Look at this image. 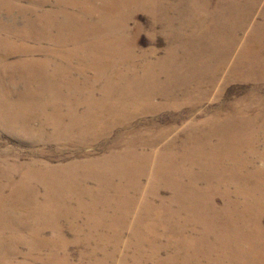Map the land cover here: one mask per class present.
Instances as JSON below:
<instances>
[{
	"label": "bare ground",
	"instance_id": "obj_1",
	"mask_svg": "<svg viewBox=\"0 0 264 264\" xmlns=\"http://www.w3.org/2000/svg\"><path fill=\"white\" fill-rule=\"evenodd\" d=\"M24 1L28 3L27 12L18 5L13 10L15 15H9L8 4L0 5V41H5L0 42V89L11 92L24 87L23 91L36 92L40 87H52L63 94L46 98L43 94L21 93L18 99L10 92L0 94V124L10 130L19 125L21 133L34 134L31 122L39 120V133L53 126L54 136L81 141L115 127L129 130L131 119L140 112L178 106L184 100H206L219 86L221 72L233 69L230 59L237 42L231 50L218 52L222 63L214 73L206 63H185L188 79H192L187 83L185 69L176 75L180 70L176 49L151 61L136 52L132 40L123 41L121 31L126 34L133 18L130 12L137 5L152 13L158 9L164 12L172 8L170 0H20ZM252 4L247 18L238 20V27L234 19L237 30L224 41H237L243 24L254 17L252 10L257 8L258 0ZM95 15L98 20L90 22L89 17ZM215 17L207 31L215 28ZM112 29L118 34L111 35L108 31ZM102 31L107 37L101 35ZM257 31L258 40L251 41L233 75L264 72V61L253 47L264 41V30ZM205 37L207 34L202 39ZM191 53L187 54L189 60L193 58ZM12 56L20 59L9 62ZM197 66L198 70L193 68ZM48 74L55 77L49 78ZM176 83L182 86L176 89ZM6 100H17L25 109L17 116L11 115ZM257 101L264 103V98ZM43 102L52 108L38 115L28 111ZM72 105L77 107L72 109ZM234 117L229 126L224 125ZM202 124L192 123L183 134H176V139L166 143L175 134L174 129L149 136L134 127L122 152L103 158L55 166L39 162L11 164L20 175H6L8 181L12 179L10 194L5 193L9 186L4 189L0 184V264H71L70 255L60 256L71 245L60 224L64 213L73 217L67 226L75 233L73 242L86 246L80 253L84 264H110L123 241L134 254L122 256L119 264H264V167L259 165L264 160V148L260 149L261 142L264 146V108L243 106L236 116H213ZM175 145L177 149L171 147ZM6 164L9 166L8 161ZM38 187L44 190V201L38 196ZM164 190L172 195L162 196ZM218 197L224 200L222 206L217 203ZM71 198L82 202L77 211L66 205ZM12 199L35 204L30 214L46 220L43 227L30 226L32 223L25 227L29 239L22 243L27 242L29 252L17 246L22 241L18 236L21 228H15L18 224L14 227L12 222L14 206H6ZM174 205L178 208L173 210ZM81 216L87 217L86 228L77 223ZM5 227L13 229L12 236L3 234ZM46 228L54 237L44 236ZM85 229L89 232L84 235ZM6 236L12 240L8 253L2 252ZM110 246L111 253L107 251ZM43 250L49 254L39 255Z\"/></svg>",
	"mask_w": 264,
	"mask_h": 264
},
{
	"label": "rangeland",
	"instance_id": "obj_2",
	"mask_svg": "<svg viewBox=\"0 0 264 264\" xmlns=\"http://www.w3.org/2000/svg\"><path fill=\"white\" fill-rule=\"evenodd\" d=\"M174 1L175 0H170L168 2L169 4H171L172 8L169 9L167 7L168 9H165L164 12L158 9L156 11L157 13L156 12L152 13V11H150L149 8H145L144 10L142 7L137 5V7H135V9L130 12V14L133 15L132 16L133 18L129 20L128 27L129 26L130 27L126 31V34L123 33V31H121V35H125L123 41L132 40L134 42L136 52L138 54H144L146 58L151 61H157L158 59H162L164 56H166L169 53L170 49L173 48L176 49L178 51L177 54L178 58L176 64L180 69L176 71V75L182 74L181 71L185 69L184 68L185 63L194 64L193 61H196L198 63L201 62L206 63L207 69H209L211 72L214 73V71L217 70L222 63V61H220L221 59L219 55L220 53L218 54V52L220 51L227 52L224 50H228L231 46H233L232 48H234L235 42H237L238 46L236 50L234 49L235 52L232 56V59H230L233 69L231 70V72L228 71L226 72L224 70L221 72L219 78V84H218L219 86L215 87L212 90L211 92L212 94L210 95V97L208 96L206 100H202L198 102L197 101L187 102L184 100L178 106L172 105L170 107H165L158 111L140 112L134 118L131 119L129 124L132 126V128L138 127V129H140L142 133L145 132V135L149 134V136L154 132L157 133V131H163V130L166 131V129L167 130L174 129L175 134L170 135V137H168L164 141L165 143L167 142V140L172 141L176 139L173 138V136H175L176 134H183L184 131L187 129V127L192 123H195L198 126H202L203 125L202 123H204L206 119H211L213 118V116H220L221 118H225V116L228 115L229 113L236 116L239 109H241V107L243 106L247 107L248 105H250L252 107L257 106L260 109L264 108V103H260L257 101V99H259L260 97L264 98V72L260 74L259 73L249 74L248 71L243 72L239 70L241 72H238L235 75L232 74L235 71L236 65L238 64L240 57L244 55V51L247 50L248 46H251V41H253L254 43L258 40L259 31L257 30L258 29L264 30V0H258V4L256 5L257 8L252 10V12H254V17L252 16V20L243 24V26L239 31L240 34L237 37V41H224V39L231 36L237 30V27L239 25L238 23L239 19L245 20L247 18L248 12L249 10H251V5H253L252 1L254 0H183V1L180 0L182 2L176 0L177 1L176 3ZM24 2L25 3H21L20 0H0V5L8 4L9 15L11 14L15 15L16 13L13 12V10L18 5L22 7L21 8L22 12H27L28 6L26 4L28 3H26V1ZM165 4L167 5V2H165ZM46 8H50V6H47ZM217 8H219L218 11ZM244 13L246 14L245 18H244ZM212 15H214V17L217 16L218 20L217 23L215 24V28L207 31V29L209 27H212L214 24L213 23L214 17ZM93 17L94 16L89 17L90 22H95L98 20V17L96 15L95 18ZM178 18L180 19L178 20ZM234 19L237 22V27L235 28L233 27ZM108 32H110L111 35L113 36H115V34L116 35L118 34V31H115V29H112ZM102 33H101L102 36L107 37L106 36L107 33L105 31H102ZM203 34H207V37H205L204 39H202ZM17 41H21V40H17ZM29 41L31 42L28 43L35 44V42H33L34 40H29ZM0 42L4 43L5 41H0ZM44 44L45 46L50 45L48 43H44ZM35 45H37V43ZM253 47L256 48V52H258L259 57L261 56V59L264 61V52L260 55L262 50L264 51V41H261L259 45L257 44L256 46ZM232 48H230V50ZM188 52H192L191 53L193 57L192 60H189L187 56ZM39 54L40 53H38V57H43L42 54L40 55ZM18 59H20L19 56H12V58L10 57L8 60L9 62H15V60ZM193 68L198 70V66ZM244 68L247 69L248 66L246 65ZM89 74H93V73L90 72ZM189 75H190L189 72L185 69L184 80L187 83H191L192 80V79H188ZM47 76L49 78L51 76H53L52 78L55 77L54 74H48ZM177 85L182 86V84L180 85L179 83H176L175 85L176 89L179 88V86L177 87ZM23 90L24 87H19L16 88V90H12L10 92L2 88L0 89V94L3 93L8 94L10 92L11 93L10 96L16 99H18V96L21 93H32V94L36 93L38 95L43 94V96H45L46 98L55 97L63 94V91L54 90L52 87H40L36 92H32V91L28 92L26 90L25 91ZM64 94L70 95L71 92H64ZM98 94L99 93L96 94L97 99H99L101 96L100 94L99 95ZM251 98L255 99L256 102L255 101L251 102ZM6 101L9 102L7 106L8 109L12 112L11 115L17 116V113L23 112V110L25 109V106L22 103H16L17 100L16 101L6 100ZM81 106H83L81 107V109L84 110L85 109L84 105ZM76 107L77 105H72V109ZM50 108L52 107L49 103L43 102L32 105L28 109V111L34 110L33 114L38 115L41 114V112H43L44 110ZM57 108H59V105L57 106ZM64 108L68 109V107H64ZM235 118L236 117L225 121L224 125L229 126V123ZM31 125L34 134L21 133V131L19 130L20 128L19 125L18 128H16V130H10L8 127H6V125L0 124V172H1L0 184L4 189H6V187L9 186L7 188L8 190H6L5 192L6 194H10L12 190L10 187L13 188L12 179H9L11 181H8L5 178L6 175H9V173L17 176L20 175L19 174L20 171L19 172L17 171L18 173H16L15 172L16 170L15 169L13 170L12 168L13 164L26 165L32 162H39L43 165L55 166V165H66L68 163H72L75 161L77 162L87 161L89 160V158L90 159L100 158V157L103 158L115 151L122 152L123 148H125L124 146L127 145L128 141L131 139L135 131V129L130 131L132 128L128 130V127L120 126V127H115L109 132L106 133L102 132L99 135H96L95 138H90L85 141H81L72 137L54 136V134H52L54 132L53 126H49L44 133L42 132L39 133V130L37 129L40 125L39 120L34 122L32 121ZM171 147L173 149H177V145ZM263 148H264L263 142H261V147H260L261 151H263ZM7 161L9 162V166L8 164H6ZM259 165L264 167V160L262 162H259ZM4 172H6L7 174ZM3 183L6 184V186ZM89 185L93 186V183H89ZM36 190L38 191L37 192L38 196L40 197V199H42L41 197L44 195V190L42 189V187H38L36 188ZM163 195L168 198L172 195V193L169 190H164L162 192V196ZM14 201H15L14 199L7 201L6 206H8V209L9 207L12 208L14 206L13 208L15 209V211L13 209L14 215L12 218V222L14 223L13 224L14 227L17 226L18 224V226L15 228L18 229L21 228L20 229L21 235L18 236H19V240L21 239L20 237H22V241L20 243H17V246L18 244H20V249L22 252H29L31 248L30 246H28L27 242L22 243L25 242L27 239H29V235H27L28 232L25 231V227L29 226L30 223H32L30 226L38 225V227L39 226L43 227L45 225L44 224L45 219H39L36 218V216L33 217L32 214H30L35 204L32 205L31 202H25L24 200L22 202L15 201L16 203ZM70 201L71 202L66 203V205L68 204L70 208H72L74 211H77L78 207H80L82 202L78 203V200L76 201L75 198H71ZM223 201H224L223 198L218 197L217 203L220 206L224 204ZM22 203H24L25 205H23ZM84 203L88 204V202H84ZM75 206L77 207L76 209ZM28 208L30 211L27 210ZM177 208H178L177 205L173 206V210ZM22 210L25 211V214L23 213ZM64 214L60 216L61 219L60 224L65 228V234L67 238L70 240L69 242L71 245L67 251L66 250L61 251L60 256L62 257L63 254H64L63 256H66L68 254L70 255L71 258L70 259L71 264H79V263L84 264L80 259V253L81 251L86 250V246L83 245V242L80 243L73 242L75 238V233L67 227L69 223L73 221L72 220L73 217L67 215L66 213ZM182 218L183 217H181V219ZM25 220L26 221L29 220V221L26 222ZM86 220L87 217L82 218L81 216L79 217V219H77L78 221L77 223L79 225H83V227L86 228L87 227ZM21 224L24 226V231H23V226ZM5 228H7L8 230L3 228L5 230L3 234L12 236L13 233L11 231L13 229L10 227H5ZM87 230L88 229H85L83 231L84 235L87 232H89ZM94 232L96 233V231ZM52 234L53 233L50 230V228H46L44 236L48 238H52L54 237L53 236L54 234L53 235ZM124 237L125 239H127L128 237L127 232L125 233ZM5 241L7 245L5 246V250H3L2 252L4 251L7 252L10 244L12 245V240L8 239V237L7 239H5ZM122 244H123L121 245L122 247L121 246L119 247L120 251L118 255H116V257L110 262V264H119L120 258H122V256L129 255L130 257H132V255L134 254L133 249L130 251L126 249V247L124 246V241L122 242ZM110 247H108L107 251L111 253L113 247L111 248ZM47 254H49V252L46 250H43L39 253V255L43 257L46 256ZM165 255L166 253L163 254V257ZM9 256H11V254H9ZM1 264H5V262H2ZM129 264H133V263L130 262Z\"/></svg>",
	"mask_w": 264,
	"mask_h": 264
}]
</instances>
